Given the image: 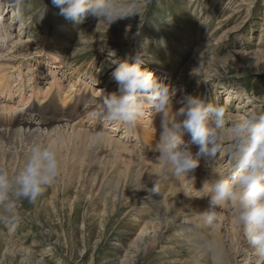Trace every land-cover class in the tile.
Returning a JSON list of instances; mask_svg holds the SVG:
<instances>
[{
    "label": "rangeland",
    "instance_id": "rangeland-1",
    "mask_svg": "<svg viewBox=\"0 0 264 264\" xmlns=\"http://www.w3.org/2000/svg\"><path fill=\"white\" fill-rule=\"evenodd\" d=\"M141 2V21L139 16L131 17L117 21L109 28L103 21L98 25L99 21L91 15L82 24L73 25L59 14L60 8L52 0H24L25 18L20 22L9 8L10 0H1L0 13L4 15L3 10L6 13L2 18L6 17L7 27L4 33L0 31V52L7 58L0 69L7 74L20 72L26 78L33 74L40 76V80L34 78L40 86L35 85L33 93L38 104L46 101L50 104L51 109L47 106L45 117L60 113V109H53L61 105L72 84L80 94H88L87 101L93 95L97 96H94L96 101L102 100L99 90L106 94L118 92V85L112 78L118 65L106 61L110 50L120 62L132 63L129 57L141 54L144 68L158 82L176 89L172 104H181L175 107L176 110L184 106L180 103L182 98L191 95L224 107L228 126L253 114H264V0ZM43 5L47 6V12L43 21L37 23L39 17L35 16ZM17 76L19 74L13 75ZM54 76L58 77L61 88L54 86L45 101L51 84L48 82ZM32 82L26 84L19 109L26 106L25 98L32 95L29 87ZM16 85L10 84L14 96H18ZM4 94L0 99L10 100L6 91ZM20 96L21 93L17 98ZM85 104H81L80 109ZM148 110L146 116L152 121L156 112ZM102 127V124L97 126ZM129 135L132 141L127 145L148 151L143 142H138V136L133 132ZM115 138H122V135L117 134ZM184 140L190 141V135L187 134ZM88 141L86 151L88 149L90 153L95 146ZM230 143V138L226 137L224 154L218 155L215 161L201 160L209 167L213 178L228 176L232 171L227 153ZM101 145L104 148L107 143L103 141ZM192 148L195 153L194 146ZM118 152H114V158L118 159L112 160L114 163L108 162L109 158L104 159L100 152L97 157L101 159L97 158L99 161L95 162L101 166L94 165L95 162L92 166L89 162L91 173L86 179L81 177L85 173L79 168L73 175L67 169H61V175L55 181L57 185L54 183L47 188L36 202L17 201L22 211L14 229L10 231L0 221V264H19V248L28 253L27 264H57L58 261L64 264H213L204 247L206 243L214 242L210 232L199 226L196 216L191 215L194 208L195 211L204 208V203L208 202L204 198L207 191L199 192L195 197L201 208L195 204V207H184L179 211L172 208L164 212L161 200L166 192L158 194L160 196L154 200V194L148 191L154 187L153 180L156 179L148 172L150 167L145 172L142 165L136 172L135 165H131L130 174L128 171L123 181L116 173L109 172L110 165L119 166L127 160L128 152ZM151 157L156 162V158ZM68 159L69 156L64 154L63 160ZM154 161L151 166L156 164ZM216 163H219L217 170L212 167ZM99 170L109 172L105 178L108 182L101 179L104 173ZM144 186L148 190H133ZM197 196L202 198L197 199ZM217 210L218 225L227 214L222 208ZM229 230V226H225L224 264H258L244 240L239 246L230 245Z\"/></svg>",
    "mask_w": 264,
    "mask_h": 264
},
{
    "label": "clouds",
    "instance_id": "clouds-1",
    "mask_svg": "<svg viewBox=\"0 0 264 264\" xmlns=\"http://www.w3.org/2000/svg\"><path fill=\"white\" fill-rule=\"evenodd\" d=\"M52 2L60 8L59 14L73 25L82 24L89 15L99 21L98 25L103 21L109 28L120 20L139 16L141 21L143 18L141 0ZM9 7L15 10L16 19L23 22L24 0H10ZM46 12L47 6L43 5L35 16L39 17L37 23L43 21ZM129 59L133 62H120L115 58L114 51H108L107 63L118 65L112 73L118 92L106 94L99 90L102 106L88 113L89 118L104 127L118 124L131 128L144 117L146 109L158 113L160 135L153 152L159 154L155 163L163 168L164 179L170 175L173 178L189 177L195 180V172L201 160L215 161L218 155L222 156L225 139L230 138L227 153L232 164L231 173L215 178L210 175V179L203 182L198 192L207 191L204 198L208 199L209 208L203 212L193 210L191 215L199 217L200 226L214 232L219 219L217 209L229 206L245 243L257 258L258 264H264V114H253L228 126L224 107L214 106L201 97L191 95H185L180 101L184 106L173 112L172 101L177 95L176 89L158 82L144 68L141 54L137 53ZM182 116L185 118L181 121L179 117ZM35 132L37 135L33 138L34 142L23 165L11 176L5 168L0 167V221L10 231L19 222V216L14 211L16 202H36L61 174L57 151L50 144L35 142L39 130ZM185 133L190 135L188 142L183 139ZM104 138L105 132L100 130L95 133L92 142L102 144ZM192 146L197 148L195 153ZM160 179L157 177L153 180L154 187L150 190L146 186L133 190H148L161 195ZM184 195L188 197L186 193ZM185 207L190 208V205ZM204 247L213 264H224V253L219 243L208 242ZM28 260V253L21 249L19 264H27ZM57 264H62V261Z\"/></svg>",
    "mask_w": 264,
    "mask_h": 264
},
{
    "label": "bare ground",
    "instance_id": "bare-ground-1",
    "mask_svg": "<svg viewBox=\"0 0 264 264\" xmlns=\"http://www.w3.org/2000/svg\"><path fill=\"white\" fill-rule=\"evenodd\" d=\"M8 12H9V9H8ZM2 17H3V15H1V13H0V22H2V24H3V27L0 28V31H1V33H4L5 29L7 27V26L5 27V25H6L5 18L6 17H4V18H2ZM6 58H7V56L0 52V68H2L3 63H4ZM9 59L11 60V58H9ZM204 62H206V61H204ZM201 67H203V66L201 65ZM14 73L19 74V76L13 77V75H15ZM35 77L38 79L40 78V76H35V74H33L30 78H28V77L26 78L25 75H22V73H20V72H13V73L10 72V74H7V72L5 70L0 69V94L3 95L4 91H6L7 95H11L10 100H8L7 98L0 99V167L5 168L9 172L10 176L12 174H14V172L17 171L23 165V163L25 161V157L29 154L31 146L34 142L33 138H34V136L37 135L35 130L38 129L39 130L38 139L35 142L50 144L53 148H55V150L57 151L58 157L60 159L61 169H67V171H69L71 174L74 173V171H79V169H81L80 171L82 173L83 172L85 173L81 177H84V179H86V176L88 177V173L90 172V168H89L90 165L92 164V166H93V163L95 161H99L98 159L100 157H97V155L100 152H102L101 155H103L102 157L104 159L109 158L108 162L109 161L111 162L112 160L113 161L118 160V159L114 158V152H117V151L120 152V150H121V153H123V151H126V152H128L127 154H129L128 156H125V159H127L126 162L121 163V164H119L117 162L119 164V166H115V167L110 165L109 172L116 173V175L121 177L122 181H123L124 176L127 175L128 171L130 169L129 167H131V165H133V166L135 165L134 166L135 171L136 170L138 171L139 168L142 167V165H144L143 171H145V169L147 167H150L149 169H151V171H148V172H150L156 178L161 177V179H160V192L161 193L166 192V194H164V196L162 195L163 196V198H162L163 201L161 200V210L162 211L165 212L167 209L169 210L172 208H176L177 210L178 209L180 210V209L184 208L185 205H188V204L192 205L190 207H195L194 205L196 204L198 207L201 208L199 203H196L195 197L197 194H199L198 191L202 189L203 182L206 179H210V174H211V171L208 169L209 167H207V165L205 164L204 161L200 163V167L195 172V180H192L189 177L173 178L170 175L167 176L166 179H164L163 177L165 174H164L163 168L157 164L151 166L152 165L151 162L154 161L153 158L151 157V155H153V157H155V158L159 155L158 153L153 152L154 151V145L158 142L159 135H160V117H159L158 113H155L153 115L154 119L152 121H150L149 118L146 116V115H149L148 113L150 110L146 109L144 117L141 120H139V122H137L135 127H131V128H125V127L118 125V124H109L105 128H104V126L102 128H96L98 121H93L94 124H93V122L88 123L91 120L88 116V113L95 111V110H98L102 106V100L96 101L95 97H97V96L93 95L92 98H90V100L87 101V99L89 98V97H87L88 94L87 93L80 94L79 90H77L75 88L76 85L72 84L71 86H69L68 93H66L64 95V100L62 102L63 108H66L69 110H67L66 112H63L62 115L59 117H44L38 111H36L34 107H28L27 106L32 98L34 100H37V97H35V94L33 93V91L35 90V85L40 86V83H37L35 81V79H34ZM53 78L51 79L52 80L51 82H48V84L51 83L50 84V90L45 94V99H46L47 95L49 94V92H52L55 89L54 86H56V88H58V89L61 88L58 77L54 76ZM23 80H25L26 82ZM30 81H33L31 86H29L32 88L31 89L32 95H30L28 98H25L26 106L19 109L18 105L20 104V102L23 99V95H22L23 91H25L26 84H28ZM9 84H12V85L17 84L15 87L18 88V92L21 93V96L19 97L18 102H15V100L12 99V95H14V90H12V88H13L12 86H10L8 89ZM59 86H60V88H59ZM78 86H80V85L78 84ZM100 98H102V96ZM83 103H86V104L82 107V109H80V106ZM177 103L172 104L173 112L178 111L175 109V107L181 106V104H177ZM226 103H229V102L226 101ZM170 110H171V106H170ZM76 112L78 114L76 116H74L76 114ZM184 118L185 117H183V116L179 117V119L181 121ZM85 122L87 124H85ZM95 122H96V125H95ZM102 129L104 132H106L104 141H105V143H107V146L104 148L102 147L103 145H101V144H93V142H91V141H93V139L95 137V133L97 131L102 130ZM107 131H109V132L107 133ZM132 132L134 133L135 136L139 137L140 140H138V142H143L145 149L147 148L148 151L142 152V151H139V149H137L136 146L127 145L128 142L132 141L131 140L132 137L129 135ZM117 134L122 135V138L116 139L115 136H117ZM185 138H187V133H185L183 136V139H185ZM88 140L92 143L93 146H95V149H94V147L92 150L90 149L91 150L90 153H89L88 149H87L88 153L86 151V148H87L86 143ZM130 147H133V148L131 149ZM89 148H91V147H89ZM135 148L137 149V153H135L136 152ZM128 149H131V150H128ZM194 149L197 151L196 146H194ZM192 151H193V148H192ZM119 152H118V154H119ZM64 154L69 156L68 161L63 160ZM125 155H126V153H125ZM143 155H145L146 157H144ZM84 157L85 158L87 157V160H85ZM120 158H121V156L119 157V161H120ZM123 159H124V156H123ZM103 160H101V162H100L101 164L103 163L102 162ZM89 162H91V164H89ZM85 163L87 164V166L84 165ZM154 163H155V161H154ZM95 164H97V163L95 162L94 165ZM218 164L219 163H216L212 167L217 170L216 166ZM107 165L109 166L108 163H107ZM96 166H101V165L97 164ZM100 169H102V168L100 167ZM131 169H132V167H131ZM146 170H148V168ZM99 171H101V170H99ZM81 172H78V173H81ZM104 172H102V174ZM107 172L103 174V176L101 178L102 180H106L105 178L108 176L107 174L109 173V172L108 173ZM65 174H63V175H65ZM99 174H100V172H99ZM129 174H130V171H129ZM143 179H146V178H143ZM106 182H108V181L106 180ZM103 183H104V181H103ZM186 184H189V186H187ZM60 185H63V184L61 183ZM126 185L127 184H125V186ZM123 186H124V182H123ZM185 193L187 194V196L189 198L185 197V195H184ZM193 193H194V195L192 196L191 194H193ZM158 196H160V195L154 194L153 199L155 200V198H157ZM199 198H202V196L201 197L199 196L197 199H199ZM207 203H204V208L202 210H199V208L196 209L197 212L206 211L208 208ZM222 210L225 211V214H227V215L223 216L224 220L223 221L220 220L221 222L216 226L214 232L209 233V236H211V239L215 243H219L222 246V251H223L224 256H225L224 245L226 244V239H227V232L224 234L225 226H229V228H230V230L228 232L231 234V235H229V236H231L229 239V243H231L230 245L235 244V245L239 246L241 244L242 240H244V237L242 235L241 230L236 225L235 218L232 215L229 206L226 205L225 207L222 208ZM14 211L16 212V214L18 216H21L22 208H21L20 204H18L17 202L15 204ZM175 211L172 212V214L175 213ZM194 211H195V208H194ZM196 221L198 222L197 224H199V226H200L201 221H200L199 217H197V216H196ZM194 224H195V222H194ZM225 224H227V225H225ZM207 231H209V230H207ZM12 235H14V233ZM192 240H195V239L192 238ZM190 242H191V240H190ZM11 245H13V244H11ZM11 245H10V247L13 248V246H11ZM21 249H23V248H19V253H20ZM8 254H9V252H8ZM31 258H33V257H31ZM6 259H7V257H6ZM62 264H64V263H62Z\"/></svg>",
    "mask_w": 264,
    "mask_h": 264
}]
</instances>
